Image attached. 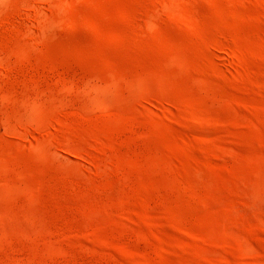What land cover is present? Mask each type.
I'll list each match as a JSON object with an SVG mask.
<instances>
[{"label": "rangeland", "instance_id": "rangeland-1", "mask_svg": "<svg viewBox=\"0 0 264 264\" xmlns=\"http://www.w3.org/2000/svg\"><path fill=\"white\" fill-rule=\"evenodd\" d=\"M173 1L0 0V264H264V0Z\"/></svg>", "mask_w": 264, "mask_h": 264}, {"label": "bare ground", "instance_id": "bare-ground-1", "mask_svg": "<svg viewBox=\"0 0 264 264\" xmlns=\"http://www.w3.org/2000/svg\"><path fill=\"white\" fill-rule=\"evenodd\" d=\"M45 1V0H44ZM49 1V0H48ZM172 1L173 0H161V4H162V6L161 7H165V9L166 10H168L169 12H171L172 13V15H173V12H172V10L174 9V7H173V9H172V7H171V3H172ZM174 2V1H173ZM177 3H180V2H183V0H179V2L178 1H176ZM54 4V3H53ZM182 4V3H181ZM183 4H185V2L183 3ZM172 5H173V3H172ZM185 5H187V4H185ZM182 6V5H181ZM163 7V8H164ZM183 7H185V6H183ZM187 8V10H184V8L182 9L183 11V13H185L186 15L185 16H187V15H191L192 14V11L191 10H188L189 8L188 7H186ZM39 11H41V9L39 10ZM44 11V10H43ZM42 11V12H43ZM176 10H174V14H176V12H175ZM45 12V11H44ZM181 11H179V13H181V14H183ZM38 14L39 15H42V18H43V20H44V24H46V25H49V24H47L48 23V17H45L44 18V15L43 14H41V12H38ZM178 14V13H177ZM180 14V15H181ZM50 18V17H49ZM181 18V17H180ZM47 19V20H46ZM149 22H151L153 25L155 24V21H154V19L151 17L150 19H149ZM214 46H215V48H218L217 50H219V49H224V50H227V52L229 53V55H230V57L233 59V60H238V61H240V56H239V54H238V52L237 51H235V49H233V48H230L229 46H227V45H225V44H223V43H220V42H215L214 43ZM240 57V58H239ZM68 85V84H67ZM68 88L69 89H71L72 90V85H68ZM87 89V92L88 93H91V95H93V99H94V97H95V99H96V101L98 100V101H100L101 103H103V98L101 99V96L103 95V97L106 95V93H107V89L105 88V87H101V88H95V89H88V88H86ZM99 103V102H98ZM100 103V104H101ZM162 107V106H161ZM42 110H44L43 108H42ZM42 110H40L39 112H37L36 113V116L34 115V113L32 114V111H30L31 112V114L33 115H29V117L28 118H25V117H22V116H12V118H11V125H10V129L12 130V131H14L15 129L17 130L18 129V126H19V128H24V130H29V129H32V128H34V129H36V130H42V129H44V128H46V126H51V122H49V125H48V121H50L49 120V114H48V118H47V120H46V125L44 124V122L45 121H41L40 120V122H41V124L42 125H40V124H38L37 123V120H35L34 118H32V117H36V119L38 118V120H39V118H41L42 120L44 119V118H46V115H44L43 113L45 112H43ZM161 113H162V115L166 118L168 115H167V113H168V111H167V108H165V107H162L161 108ZM35 112V111H34ZM31 117V118H30ZM39 122V123H40ZM14 126H17V128H14V130L12 129ZM19 130V129H18ZM46 130V129H45ZM48 131H50L49 133V137H50V139L52 140V142L56 145V146H58V147H60V148H64V149H68V150H71V151H74L75 153H77V154H79V156L81 155H85V153H83L84 151L79 147V146H76L75 144H73V143H71L69 140H65V139H62V138H60L59 137V135L57 134V133H55V132H53V130L51 131V130H48ZM15 132V131H14ZM26 132V131H25ZM47 132V131H46ZM1 134L3 133V129H1V132H0ZM15 134V133H14ZM48 134V133H47ZM43 145V144H42ZM44 146V145H43ZM42 146V147H43ZM43 149V148H42ZM44 150V149H43ZM86 156V155H85ZM84 156V157H85ZM87 158V157H86ZM93 163V166H94V168H97L98 170H101L102 169V166H101V164H99L98 162L97 163H95V162H92ZM235 208V207H234Z\"/></svg>", "mask_w": 264, "mask_h": 264}]
</instances>
